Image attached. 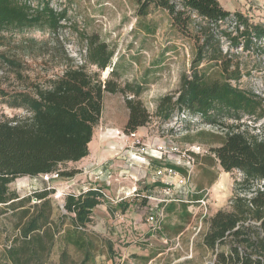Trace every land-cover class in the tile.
<instances>
[{
    "label": "rangeland",
    "instance_id": "obj_1",
    "mask_svg": "<svg viewBox=\"0 0 264 264\" xmlns=\"http://www.w3.org/2000/svg\"><path fill=\"white\" fill-rule=\"evenodd\" d=\"M30 1L37 5L41 0ZM49 1L58 12L66 10L59 29H11L0 37V51L18 63L13 66L0 60V88L12 93L33 92L35 85H46L47 80L62 74L67 64L82 63L87 38L96 34L115 50L113 64L118 62L117 73L111 75L112 67H108L101 72L102 79L111 78L122 86L127 82L142 83L141 99L151 119L135 133H126L129 115L126 96L122 92L106 91L89 154L79 161L61 162L57 166L58 171H76L75 175L49 182L40 175H24L11 182L10 189L22 197L49 189L56 205L54 217L63 224V229L71 224L68 215L59 218L66 213L63 206L66 194L101 189L103 203L93 209L86 228L88 233L103 239V252L97 254L93 264H147L142 257L155 256L161 250H165L163 259L148 264H175L177 253L169 247L176 243L202 245L208 218L219 209L231 208L235 182L243 179L239 170L224 171L211 152V147L222 142L226 130L182 110H176L167 121L157 115L159 99L176 92L181 75L190 71L195 39L176 31L164 9L151 6L147 16L139 15L136 0ZM219 1L233 13L242 12L251 22H264V0ZM194 27L192 24V34ZM234 27L233 20L223 25L229 31H234ZM222 48L225 52L229 50L232 63L239 64L242 70L241 78L233 83L264 96V38L244 51L223 38ZM87 69L97 70L91 64ZM7 100L8 97L0 95V118L29 115L26 107H10ZM244 118L254 132L260 133L257 128L264 126V118L256 123L257 127H252L253 121L248 117ZM160 145L164 146L163 154L158 150ZM193 146H201L205 152L197 153L196 163L187 168L182 165L180 152L190 151ZM171 164L182 168L178 172L188 177L186 184L178 183L177 176L157 174L159 169ZM197 193L201 199L188 203L192 216L184 227V236L168 238L159 231L161 227L155 230L147 221L150 214H158L159 226L163 221V227L168 226L164 231L170 232L181 219V201L196 198ZM37 202L34 197L27 205ZM171 202L176 203L175 209L165 211V205ZM183 217L187 219L186 214ZM106 240L112 242L114 251L107 249ZM23 244L17 217L11 211L0 213V264H7L3 262L4 256H10ZM28 245L37 249L28 264H58L63 249L68 250L72 259L81 257V252L66 244L59 234L54 243L42 236ZM19 254L26 257L30 252ZM188 257H193V253ZM199 261L216 264L214 252L209 250L206 258L200 256Z\"/></svg>",
    "mask_w": 264,
    "mask_h": 264
},
{
    "label": "trees",
    "instance_id": "obj_2",
    "mask_svg": "<svg viewBox=\"0 0 264 264\" xmlns=\"http://www.w3.org/2000/svg\"><path fill=\"white\" fill-rule=\"evenodd\" d=\"M136 1L139 15L147 16L151 6L164 9L176 31L195 39L190 71L181 75L176 92L159 99L157 115L167 121L176 110H182L226 130L222 142L211 147V152L224 171L239 170L243 174V179L235 182L231 208L219 209L208 218L203 244L214 252L216 264H264V189L259 187L264 180V126L257 128L260 133H256L244 118L248 117L253 121L252 127H257L256 123L264 118V96L233 83L241 78L242 70L239 64L232 63L229 50L225 52L222 48L223 38L243 51L258 45L264 38V22H251L242 12L224 8L219 0ZM65 16L66 10L58 12L49 0H41L37 5L30 0H0V37L11 29L57 30ZM228 20L234 21V31L223 28ZM114 55L115 50L93 34L87 38L82 63L67 64L62 74L47 80L46 85H35L33 92L12 93L0 88V95L8 97L10 107H26L29 112L28 116L0 118V213L11 211L17 217L25 243L10 256H4V263L28 264L37 253L35 245L29 247L28 243L42 236L54 243L57 234L81 252L76 260L63 249L58 264H93L97 254L103 252V239L86 230L93 209L103 203L101 189L66 194L63 205L66 213L59 218L68 215L71 224L63 229V224L54 217L56 205L49 189L22 197L9 185L20 176L51 173L58 170L61 162L86 157L102 115L106 91L126 96L129 109L126 133H135L150 122L151 113L141 99L142 83L127 82L122 86L111 78L102 79L101 72L108 67H112L111 75L117 73ZM0 60L18 65L2 51ZM88 64L97 70L88 71ZM75 173L59 171L60 177L66 178ZM199 196L197 193L196 198L181 201V219L170 232L164 231L168 226L164 228L161 221L159 231L168 238L181 233L192 216L188 203L200 200ZM34 197L39 202L28 206ZM165 206V211L171 212L176 203ZM106 243L107 249L114 251L112 242ZM23 251H29L30 255L21 256L19 253ZM152 257L150 254L142 258L147 263Z\"/></svg>",
    "mask_w": 264,
    "mask_h": 264
},
{
    "label": "built area",
    "instance_id": "obj_3",
    "mask_svg": "<svg viewBox=\"0 0 264 264\" xmlns=\"http://www.w3.org/2000/svg\"><path fill=\"white\" fill-rule=\"evenodd\" d=\"M163 149H164V146H162V145H160L158 147V150L161 152V154H163ZM173 150H177V148H173ZM203 152H205V150L201 146H193L192 150H190V151L185 150V151L180 152L181 154H180L179 158H180V160H184V164H182V165L186 166L187 168H190L196 163V156L195 155L197 153H203ZM157 174L161 175V176H177L178 177L177 181L180 184H186L187 179H188L187 176L179 173L178 170L175 167H173L172 165H168V166L164 167L163 169H159L157 171ZM40 177L44 181L49 182L50 180H52L54 178L60 177V174H59L58 170H55L51 173L40 174ZM263 184H264V180L259 185V187L261 189H264ZM201 202L205 204V201L201 200ZM159 219H161L160 216L158 214H155V213H152L147 217V221L152 224L153 229H155V230L160 227L159 226V221H160Z\"/></svg>",
    "mask_w": 264,
    "mask_h": 264
},
{
    "label": "crops",
    "instance_id": "obj_4",
    "mask_svg": "<svg viewBox=\"0 0 264 264\" xmlns=\"http://www.w3.org/2000/svg\"><path fill=\"white\" fill-rule=\"evenodd\" d=\"M167 214V213H166ZM185 235V231L174 235L176 238H180ZM172 251L177 253V257L173 260L175 264H207V261H199L200 256L206 258L207 254L209 253V248L202 244V245H179L174 244L169 247ZM193 253V257H188L189 253ZM165 253V250H161L158 252L157 255L153 256L148 263H153L156 259H163L161 258L162 254Z\"/></svg>",
    "mask_w": 264,
    "mask_h": 264
}]
</instances>
